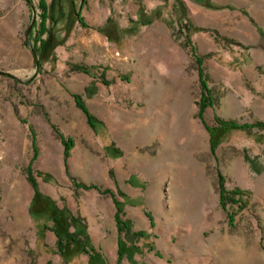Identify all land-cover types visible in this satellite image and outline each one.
Listing matches in <instances>:
<instances>
[{"label":"rangeland","instance_id":"rangeland-1","mask_svg":"<svg viewBox=\"0 0 264 264\" xmlns=\"http://www.w3.org/2000/svg\"><path fill=\"white\" fill-rule=\"evenodd\" d=\"M183 1L231 49L174 0H0V264H264V0Z\"/></svg>","mask_w":264,"mask_h":264},{"label":"trees","instance_id":"trees-1","mask_svg":"<svg viewBox=\"0 0 264 264\" xmlns=\"http://www.w3.org/2000/svg\"><path fill=\"white\" fill-rule=\"evenodd\" d=\"M196 1L198 3H200L206 9L215 10V9L219 8V7H217L216 4H214L213 2H210L209 0H196ZM41 8L43 9L44 12L47 11V7L44 3L41 4ZM174 8L181 14V18H182V20H180V33H182L184 35L186 45H187V47H189L192 56L195 58V60L197 61V64L199 66L203 65L204 57L198 53L197 47L192 42V34L193 33H198V32H204L205 33L206 32V33L215 34V39H216L217 43L218 44L224 43V45L226 44V47L228 49H231V45L232 46L234 45V43H235L234 40L220 36L216 30L194 26V24L189 19L188 9H187V6L183 0H174ZM142 25L144 26L145 24H142ZM33 48H34V50L38 56L39 67H41V65H42L41 53H42L43 46H42V48H36L35 46ZM209 56L211 58L215 59L216 61L230 65L233 68L238 67L237 64H233L232 62H226L224 53L210 54ZM73 69L77 72H83L86 74H91L90 70L87 67H85L84 65H75V66H73ZM199 76H200V82H201L202 88L204 90L203 91L204 95H206V97H204L203 102L200 104V114H201L208 106H210L208 103H206V100H208V101L210 100L209 93H211V89L209 86V79L206 77L202 67L200 69ZM76 99H77V105L86 113L89 121H93V117L89 114L88 109H87L86 105L84 104V102H82L80 100V98H78V97H76ZM218 122L223 127H226V128H234V129L251 128L250 125H246V126L240 125L236 121H222V120L218 119ZM92 124H93V122H92ZM256 126L264 127V123H257ZM62 140H63L64 146L66 148L65 157L69 158L71 155V152L74 148V142L71 139L63 138ZM86 187L88 188V186H86ZM89 188H91V187H89ZM221 192H222V194H221V198H220V205L224 210H227V205H229V204L238 205V207L241 209V205H243V203L240 200H238L239 198L238 199L235 197L228 198L225 194L226 190H224V189H222ZM235 195L240 196V192L235 191ZM53 219L55 222H58L57 218H53ZM116 220H117V223L119 224L120 233L125 232L126 233L125 236L127 237V239H129L131 236H133L130 225L121 219V209L120 208L118 209V212L116 214ZM134 236L143 238V237H145V234L140 232V233H135ZM119 250H120L119 251L120 257H123L124 255H126L125 243L123 242V240L120 241Z\"/></svg>","mask_w":264,"mask_h":264},{"label":"water","instance_id":"water-1","mask_svg":"<svg viewBox=\"0 0 264 264\" xmlns=\"http://www.w3.org/2000/svg\"><path fill=\"white\" fill-rule=\"evenodd\" d=\"M30 6H31V9H32V18H31V23H30V25H29V27H28V29H27L26 37H27V43H28L29 46L31 47V50H32V52H33V54H34V57H35V64H36V70H35V73H37L38 68H39L38 56H37V54H36L34 48L30 45V40H29V37H30V34H31V32H32L33 26H34V24H35V22H36V13H35L34 6H33L32 4H30ZM8 75H9V74H8ZM10 76H12V75H10ZM12 77H14V76H12Z\"/></svg>","mask_w":264,"mask_h":264},{"label":"bare ground","instance_id":"bare-ground-1","mask_svg":"<svg viewBox=\"0 0 264 264\" xmlns=\"http://www.w3.org/2000/svg\"><path fill=\"white\" fill-rule=\"evenodd\" d=\"M145 129H146V125H144V124H140L139 125V130H140V132L142 133H145ZM147 130V129H146Z\"/></svg>","mask_w":264,"mask_h":264}]
</instances>
